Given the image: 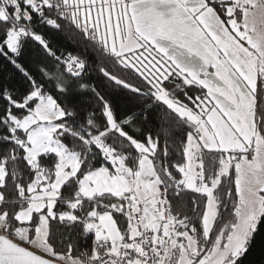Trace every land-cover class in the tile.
<instances>
[{
  "label": "snow or ice",
  "instance_id": "obj_1",
  "mask_svg": "<svg viewBox=\"0 0 264 264\" xmlns=\"http://www.w3.org/2000/svg\"><path fill=\"white\" fill-rule=\"evenodd\" d=\"M258 238L264 0H0V264H246Z\"/></svg>",
  "mask_w": 264,
  "mask_h": 264
},
{
  "label": "trees",
  "instance_id": "obj_2",
  "mask_svg": "<svg viewBox=\"0 0 264 264\" xmlns=\"http://www.w3.org/2000/svg\"><path fill=\"white\" fill-rule=\"evenodd\" d=\"M262 244H264V238H258L252 253L246 260V264H261V260L264 259V246Z\"/></svg>",
  "mask_w": 264,
  "mask_h": 264
}]
</instances>
